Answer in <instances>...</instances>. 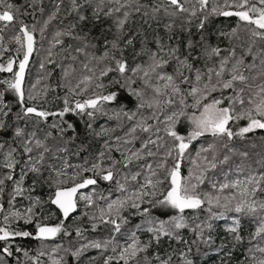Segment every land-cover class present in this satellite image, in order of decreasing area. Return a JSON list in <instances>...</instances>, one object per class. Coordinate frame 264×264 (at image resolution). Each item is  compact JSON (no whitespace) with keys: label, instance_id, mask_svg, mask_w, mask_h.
Here are the masks:
<instances>
[{"label":"snow or ice","instance_id":"1","mask_svg":"<svg viewBox=\"0 0 264 264\" xmlns=\"http://www.w3.org/2000/svg\"><path fill=\"white\" fill-rule=\"evenodd\" d=\"M38 2L28 0L26 5L18 6L0 0V41L4 40L6 30H12L16 33L12 40L18 45L16 58L0 64V72L11 74L10 78L0 79V167L7 170L0 178V198L5 193L6 181L13 182L8 194L13 210L3 215L0 226V242H3L0 264H8L7 258L14 256L17 264H22L18 254L26 258L23 264H69V257L80 264L89 250H96L103 264H172V254L161 255L158 251L165 238L185 244L187 251L179 253L182 264H194L187 254L192 252L191 245L198 242L206 245L207 250L228 251L229 257L230 247L244 248L241 264H264V154L254 161L258 169H253L247 161L236 166L240 174L247 169L243 178L238 175L228 180V173H224L225 182L217 183L209 176L228 164L232 155L248 157L247 151L234 147L235 140L264 130V0H216L210 10V0H195V3L162 0L153 4L150 13L148 6L140 5L138 0H71V11L77 13L81 25L91 22L96 27L102 17L114 18V38L101 43L91 35V30L85 31L83 27L82 34L74 35L75 23L68 30L56 31L44 61L40 62L43 75L26 90V70L36 51V33L43 39L60 11L57 5L43 26L36 23L30 26L23 17L34 16L27 9L35 8ZM89 8L91 21L86 14ZM126 9L143 11L149 19H157L156 13L160 11L181 19H185L181 14L186 13L189 27L182 26L181 31L187 32V38L176 37L175 44H166L157 35L151 41L145 36L139 51L133 50L130 63L124 55V49L133 45L131 38L124 39L131 15ZM117 13L120 15L116 16ZM218 17L238 18L237 26L229 31L216 30L217 39L235 41L226 49L212 42ZM164 27L171 42L174 24L167 23ZM242 33L246 39H242ZM65 37L75 43L66 45ZM149 43H154L155 48ZM223 52L227 55H222ZM140 57L145 59L136 62ZM170 67L172 71H168ZM57 69L60 78L55 87L64 89L65 94L56 99L62 100L63 107L50 111L45 105L49 103L47 94L52 86L46 81ZM125 94L134 99V109L124 103ZM143 110H148L150 115H142ZM50 117L58 120L50 123ZM101 117L116 121L115 126L106 122L97 130L94 125ZM124 120L130 122L124 134L114 135L118 129H125ZM240 121L246 124L241 126ZM81 124L85 138L103 140L90 167L85 166L89 163L87 158L84 164L70 165L66 156L59 168L48 164L50 159H61L60 154L67 153L69 145L81 137ZM185 124L187 131L182 133L179 128ZM140 134L148 135L142 138ZM137 141L139 148L134 147ZM197 141L201 143L193 154L192 146ZM86 151L88 145L82 142L76 155ZM113 152H118L120 158L113 156ZM148 158L155 160V167L147 162ZM186 160L191 166L184 175L182 165ZM21 162L23 167L15 178ZM134 164L147 169L143 183H139L142 172L131 171ZM69 168L76 171L69 175ZM45 171L49 172L47 182L55 188L49 202L62 216L55 224L44 222L46 218L41 219L34 211L41 206L40 197L33 200L29 196L31 206L24 212L15 209L13 203L26 191L25 178L32 174L35 185ZM86 172L92 175L82 178ZM69 181L73 186L64 187ZM101 181L114 184L119 195L113 198L112 191L107 196L97 194ZM206 182L211 191L202 190ZM89 186L91 191H81ZM78 200L83 201L91 214L82 212L73 218V226L66 222L77 212ZM157 210L173 214L162 219L155 215ZM186 210H205L207 217L192 226L185 216ZM4 212L0 203V213ZM135 217H139V223L132 224ZM85 219L90 222V229L82 226ZM13 220L33 225L34 231L13 229ZM220 220L225 221V237L217 248L213 231ZM245 222L252 227L247 235L242 234ZM189 228L197 239L183 241L179 230ZM98 229L107 235L100 238L91 235ZM138 233H147L148 239L142 240ZM59 236L69 238L67 245L50 247L46 243ZM16 238L38 240L41 247L30 255L26 248L16 244ZM96 260L97 257H92L89 264H96Z\"/></svg>","mask_w":264,"mask_h":264},{"label":"trees","instance_id":"2","mask_svg":"<svg viewBox=\"0 0 264 264\" xmlns=\"http://www.w3.org/2000/svg\"><path fill=\"white\" fill-rule=\"evenodd\" d=\"M10 3H14L18 6H24L28 3V0H9ZM82 2V0H81ZM162 0H138V3L140 5H147L149 13L151 12V7L154 3H160ZM216 2V0H210L209 10L211 6ZM191 3H195V0H191ZM59 5L60 11L57 13V16L54 20H52L46 29L44 33L43 39H41V36L39 32L36 33V51L33 53V55L30 57L28 68L26 70V77H25V88L26 90L30 88V86L34 83H36L37 79L43 75V70L40 69V62L44 61L46 55H47V49L49 47V42L52 40V37L56 31H62V30H68L70 29V26L72 24H77L76 29L73 30L74 35L75 34H82L80 33L81 27L84 28L85 31L91 30V35L93 37L98 38V40L102 43L104 39L111 40L114 38V34L116 33V29L114 26V18L111 19H104L101 18L102 22L100 25L93 27V24L90 22L87 25H81L77 21V13L71 11V0H39L38 4L35 8H28L27 10L29 12H34V16H27L23 17L26 23H28L30 26L33 23H36L38 27L43 26V21L48 18V16L56 11V6ZM94 6V5H93ZM113 5H109V7H112ZM186 7H189L190 4H186ZM40 9H43V11H40ZM131 12L128 24L126 25L124 29L125 37L124 39L131 38L133 40V45L129 46L128 48L124 49V55L128 58L129 62H132V56H133V50L139 51L141 47V41L144 39L145 36L148 37V40L151 41L154 35H157L161 38H163L164 42L167 43H176V37H180L182 39L187 38V32H182L181 27H189L187 24V16L188 14H181V16L185 17V19H181L180 17L175 16H167L163 11H160L159 13H156L157 19H149L148 17L144 16L143 11L141 12H135L132 9H126ZM123 11V10H122ZM86 14L89 16V20L91 21V8H89L86 12ZM116 16H119L120 14H115ZM193 21H195V18H192ZM147 21V22H145ZM167 23H173L174 24V38L171 42L168 40V33L164 27ZM238 23L237 17H218L215 21V26L213 28V36H212V42L214 44H218L221 48H228L232 43H235V41H229L226 38L217 39L216 37V30L220 29L225 32L229 31L232 27H236ZM192 31L195 33V27L194 25L191 26ZM16 33L12 30H6L4 32V40L0 41V64H6L7 60L9 58L15 59L17 54L15 52V49L18 47V45L15 44V42L12 40V36ZM242 39H246L244 34H241ZM65 44L75 43L71 38L65 37L64 38ZM96 42V41H94ZM149 46L152 48H155L154 43H149ZM121 47H123V41L121 42ZM59 49H56L58 51ZM183 51V48H181ZM91 51V50H90ZM102 51V49L100 50ZM100 51H96V54L99 55ZM239 52V48L237 49ZM222 55H227L226 52H223ZM22 58V56L20 57ZM83 58V57H82ZM145 59L144 57H140L137 59L136 62H142V60ZM57 60L59 61V57H57ZM248 60H251V57L248 58ZM203 62L201 61L200 64L197 66H200ZM46 67L51 70L50 65H46ZM15 68V66H14ZM168 71H172V68L170 67ZM11 74L7 72H0V79L4 78H10ZM60 78V72L59 69H57L52 77H50L46 83L50 84L52 87L49 89L47 98L49 103L45 105V107L48 108L50 111H57L60 108L63 107L62 100L56 99V97H63L65 94V90L62 88H56L55 85L57 81ZM107 83V79L104 81ZM43 85H39L38 87H42ZM9 99V97H8ZM191 100H189V103ZM124 103L127 104L129 109L135 108V101L132 97H128L127 94H125ZM142 115L148 116L150 115V112L148 110H143ZM139 119V117H138ZM53 120H58L57 117H50L49 122L51 123ZM106 122L109 126L114 127L116 124V121H108L107 117H101L96 125H94L97 130H99L100 126L105 125ZM149 123H155L153 120H149ZM125 125V129L120 130L118 129L114 135H120L122 136L124 134V130H126L127 125L130 123L127 120L123 121ZM241 126L246 124V121H240L239 122ZM180 132H186L187 131V125H182L179 128ZM80 132L81 137L77 139L73 144L69 145V151L67 153H61L60 157L61 159L53 158L48 161V164H54L57 168L62 166V158L66 156L68 163L70 165H79L84 164L85 158L88 159L89 163L85 166L90 167L91 162L93 161V158L95 157L96 153L101 149V146L103 144V140L100 138L93 139L92 137H84L83 134V125L80 126ZM69 135H72V133H69ZM142 138H146L148 134H140ZM264 137V130H256L253 133L247 134L246 139H237L235 140L234 147L237 148L239 151H247L249 153L248 157H241L240 155H232L231 160L228 164H225L221 166V168H218L214 172H210L209 176L212 177L214 182L222 183L225 182L224 173H228L227 179L228 180H234L239 175L240 178H243V175L247 174V169L245 170V173L240 174L237 172L236 166L240 165L242 161H247L248 163L252 164L253 169H258V165L254 163V161L258 160L260 158L261 154H264V139H261ZM154 138V137H153ZM210 139V137L208 138ZM85 143L88 145V151L81 152L80 155H76L77 146L81 143ZM201 141H197L193 143L192 146V152L195 153L196 149L199 148ZM129 147H133V145H129ZM135 148L140 147V143L137 141L134 145ZM154 150V149H153ZM113 156H115L117 159L120 158V154L118 152H113ZM0 160H2V157H0ZM149 163H153V166L155 167V160L153 158H148ZM143 163V161L141 162ZM190 163L186 160L184 164L182 165V173L184 175H187V170L190 167ZM23 167V162L17 167L15 170V178H18L20 168ZM131 171H141L142 175L139 178V183H143L144 175H147V169H141L139 165H132ZM68 174L71 175L76 169L69 168ZM7 170L3 167H0V178H3V176L6 174ZM54 177V173H52ZM92 173L86 172L83 173L82 178L91 176ZM49 177V172L45 171L44 175L42 177H39V183L33 185L32 180L35 178L32 174H29L28 177L25 178L23 187L25 188V193L23 196L17 197L16 200L13 202L15 209L24 212L29 206H31V201L28 199L29 196L33 198V200L36 197H40L41 199V206H38L34 209V211L37 212V214L41 217V219H44V222L49 224H55L58 223L59 220L62 218L59 210L53 206L49 202V197L53 196L55 188L54 185L50 186V184L47 182ZM79 180H77L78 182ZM80 182V181H79ZM73 182L69 181L67 184L64 185V187L72 186ZM134 186V185H133ZM13 182L12 181H6L5 184V193L2 198H0V203H3L5 212L0 213V224L2 226L3 224V215L7 214V211L13 210V207L9 205V193L12 191ZM202 190L204 191H211L210 184L206 182L205 185H202ZM92 186L88 187L84 190V192L91 191ZM112 191L113 198H115L116 195H119L118 192L115 191V185L111 184L109 182L101 181L99 182L98 187L96 188L97 194L103 193V195L107 196L108 192ZM101 205H103V202H100ZM89 211V215L91 214V210H87L84 208L83 201L78 202V208L77 212L73 214L72 217H70L69 221L66 223L73 224V218L79 216L82 212ZM127 214V213H126ZM172 212H166V213H158L155 211V215L160 216L162 219H166L167 216L172 215ZM185 216L187 217V221L190 225L194 226L196 224L201 223V221L205 220L207 217V212L205 210H186ZM139 223V217L132 218V224ZM224 220H220L216 222V227L213 231L214 237H216V247H220L221 241L224 240L225 234L223 231L224 227ZM73 226H75L73 224ZM82 226L85 228L90 229V222L88 220H84L82 222ZM11 227L13 229L17 230H28V231H34V226L31 224H25L23 220H13L11 222ZM130 227V225H129ZM180 235L182 237L183 241H191L194 239H197V237L194 235V233L191 231V229H182L179 230ZM252 231L251 225L248 223H244L243 225V233L244 235H247ZM91 235L95 236L96 238H100L101 236H106L107 233L103 231L102 229H98L95 233H91ZM140 235L142 240L148 239L147 233H138ZM68 237L59 236L54 238L51 241L46 242L50 247L55 246L56 244H65L68 243ZM73 243H75V234L73 233L72 237ZM16 244L22 245L24 248H26L29 251L30 255H34L38 249L41 247V243L38 240L31 239V238H16ZM3 246V242H0V247ZM197 246H199L200 251L197 252ZM192 252L187 254L188 259H192L194 264H221V261L224 262V264H241V261L244 259V248H231V257L228 255V251H224L221 253H217L214 249L213 250H207V246L199 243L198 245H191ZM246 247V245H245ZM207 250V254H205V251ZM158 251L161 255L166 254H172V264H182V258L180 257L179 253L181 251H187L185 244L181 240H175V239H163L161 244L159 245ZM62 254V253H61ZM110 254V253H109ZM19 255L20 261L23 262L26 261V258L23 257V255ZM92 257H97L96 264H103L102 258H100L99 253L96 250H89L82 258L80 264H89V261ZM69 261V264H76L75 260L71 257L67 258ZM8 264H17L16 258L10 257L7 258Z\"/></svg>","mask_w":264,"mask_h":264},{"label":"rangeland","instance_id":"3","mask_svg":"<svg viewBox=\"0 0 264 264\" xmlns=\"http://www.w3.org/2000/svg\"><path fill=\"white\" fill-rule=\"evenodd\" d=\"M9 99H12V97L11 96H9ZM77 182V181H76ZM79 182V181H78ZM77 182V183H78ZM84 192V191H83ZM85 193H87V192H85ZM79 196V194L77 195V197ZM78 202H80L79 200H78ZM156 212H158V213H166V212H171V211H162V210H157Z\"/></svg>","mask_w":264,"mask_h":264},{"label":"water","instance_id":"4","mask_svg":"<svg viewBox=\"0 0 264 264\" xmlns=\"http://www.w3.org/2000/svg\"><path fill=\"white\" fill-rule=\"evenodd\" d=\"M73 186V185H72ZM72 186H69V187H72ZM90 187V186H89ZM87 189V188H86ZM85 189L81 190V191H84ZM79 194V192L77 193V195ZM53 197H54V194H53ZM53 205V204H52ZM55 206V205H53ZM56 207V206H55ZM57 208V207H56ZM58 209V208H57ZM59 210V209H58ZM60 212V211H59ZM61 214V213H60Z\"/></svg>","mask_w":264,"mask_h":264},{"label":"flooded vegetation","instance_id":"5","mask_svg":"<svg viewBox=\"0 0 264 264\" xmlns=\"http://www.w3.org/2000/svg\"><path fill=\"white\" fill-rule=\"evenodd\" d=\"M0 226H1V224H0Z\"/></svg>","mask_w":264,"mask_h":264}]
</instances>
